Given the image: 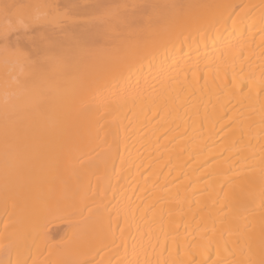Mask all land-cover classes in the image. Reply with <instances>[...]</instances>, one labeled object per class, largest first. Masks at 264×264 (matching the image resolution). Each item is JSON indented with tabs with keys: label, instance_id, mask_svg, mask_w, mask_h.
Listing matches in <instances>:
<instances>
[{
	"label": "bare ground",
	"instance_id": "bare-ground-1",
	"mask_svg": "<svg viewBox=\"0 0 264 264\" xmlns=\"http://www.w3.org/2000/svg\"><path fill=\"white\" fill-rule=\"evenodd\" d=\"M0 20V264H264V0Z\"/></svg>",
	"mask_w": 264,
	"mask_h": 264
},
{
	"label": "rangeland",
	"instance_id": "rangeland-1",
	"mask_svg": "<svg viewBox=\"0 0 264 264\" xmlns=\"http://www.w3.org/2000/svg\"><path fill=\"white\" fill-rule=\"evenodd\" d=\"M62 4V3H61ZM61 4L59 5V8H61V9H67L68 10V12H70L69 11V9L66 7V6H61ZM63 5V4H62ZM61 6V7H60ZM63 7V8H62ZM66 7V8H65ZM68 15V14H67ZM4 17V16H3ZM83 17H85V16H83ZM5 19H6V15H5ZM1 20H4L3 18L1 19ZM1 20H0V22H1ZM7 20V19H6ZM62 20V22H61V26H65L66 25V23H68V21L69 20H67V18H64V19H61ZM67 20V21H66ZM5 21V20H4ZM4 21H2L1 23L2 24H0V26H1V28H3V26L6 24V22H8V21H5V24L3 23ZM4 24V25H3ZM8 24V23H7ZM6 24V25H7ZM3 25V26H2ZM5 25V26H6ZM1 30V29H0ZM31 34H33V33H29V35H31ZM2 36V37H1ZM3 35H0V51L2 52L3 51V49L5 48V47H7V45H6V43H5V39H3ZM20 38V32H18V31H16V30H12L11 32H10V35H9V39H8V42L10 43V45H11V50L13 51L14 49H15V47L16 46H19V47H23V45L21 44V42H17V41H19V40H17V39H19ZM4 52V51H3ZM5 215H2V217H0V225H1V222L5 219V217H4ZM61 227H62V225H61ZM55 228V227H54ZM53 228V229H54ZM0 230H2V229H0ZM0 232H2V231H0ZM2 234V233H1ZM4 235V234H3ZM64 238H62V240H63ZM61 240V239H60Z\"/></svg>",
	"mask_w": 264,
	"mask_h": 264
}]
</instances>
